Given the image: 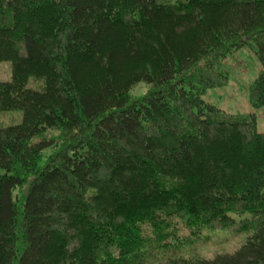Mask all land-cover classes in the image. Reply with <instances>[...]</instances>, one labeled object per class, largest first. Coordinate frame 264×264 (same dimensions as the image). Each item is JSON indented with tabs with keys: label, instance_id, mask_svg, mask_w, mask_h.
Wrapping results in <instances>:
<instances>
[{
	"label": "trees",
	"instance_id": "obj_1",
	"mask_svg": "<svg viewBox=\"0 0 264 264\" xmlns=\"http://www.w3.org/2000/svg\"><path fill=\"white\" fill-rule=\"evenodd\" d=\"M243 49L262 110L264 0H0V264H264Z\"/></svg>",
	"mask_w": 264,
	"mask_h": 264
},
{
	"label": "rangeland",
	"instance_id": "obj_2",
	"mask_svg": "<svg viewBox=\"0 0 264 264\" xmlns=\"http://www.w3.org/2000/svg\"><path fill=\"white\" fill-rule=\"evenodd\" d=\"M251 50L243 49L239 53H235V59L228 62L230 68H228L229 80L225 85L208 90L203 98L218 106L220 109L231 113H254L257 121L258 131H264V109L252 110L248 98L247 88L250 82L256 77L260 70L258 63L254 62ZM238 56L236 57V55ZM251 54V56H247ZM9 70L7 64H0V74L2 79L9 77ZM143 84L135 86L131 94L136 96L141 94L145 90ZM11 116L17 117V114H11Z\"/></svg>",
	"mask_w": 264,
	"mask_h": 264
}]
</instances>
